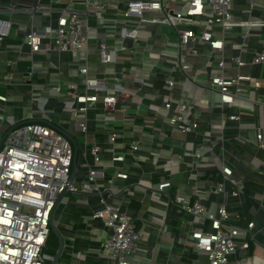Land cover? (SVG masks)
I'll use <instances>...</instances> for the list:
<instances>
[{
    "label": "built area",
    "instance_id": "2783aa9c",
    "mask_svg": "<svg viewBox=\"0 0 264 264\" xmlns=\"http://www.w3.org/2000/svg\"><path fill=\"white\" fill-rule=\"evenodd\" d=\"M63 1L67 3L61 5ZM49 2L46 4L44 0H37L30 8H23L22 11L30 14L32 24L25 28L21 53H26L32 63L36 55L47 56L51 63L52 57L69 53L74 56V60L77 57V67L69 78H54L48 83L34 81L31 77L33 72L29 71L24 84L29 87L27 91H34V94L28 99L23 94V99L14 100L11 104V95L0 93V105L5 107L6 114H0V264H82L83 256L93 249L79 250L69 261H60L59 257L55 262L58 252L51 257L45 253L53 232L51 221L55 220L54 215L60 205L67 204L63 203L67 194L74 195L75 198L71 197L77 204L89 207L86 214H82L84 219L89 217L102 225L104 236L98 249L100 261L87 264H145L134 255L145 237L144 230L137 224L133 213L113 201L116 198L123 199L136 184L117 183V180L129 178V173L120 170L121 166L117 163L125 159V154L112 148L110 164L114 171L108 174L102 164L104 148L87 139L90 121L115 120L114 112L128 99L132 102L137 99L138 103H135L141 104V87L135 85V80L145 83L152 79L151 73H146L135 64V52L126 54L129 49L134 51L127 42L142 47L149 54L150 48L140 46L143 41L141 32L146 24H158L172 27L177 44L183 49L194 41L204 43L219 56V72L206 73L203 78H209L210 87L218 91L221 103L230 106L250 88L262 86L259 78L242 69L247 64L264 67V40L250 61L241 55H224L225 31L241 24L233 13L234 0ZM56 2L61 6H53ZM18 8L11 7V11L15 12ZM37 17L42 21L48 17L54 22L50 20L37 24ZM12 29L13 21L0 16V52L1 45L10 37ZM91 54L97 55L96 64L90 62ZM124 59H128L130 64L123 66L120 71L115 70L114 67ZM228 61L235 65H229ZM9 62L15 67L18 58ZM177 66L186 72L192 69L187 57L182 62L177 60ZM229 69H233L234 73L226 74ZM10 77L3 76L6 81L3 79L0 83L11 84ZM128 77L133 80L130 86L123 84ZM175 86L172 76L165 78L167 95L163 99L164 112H161V118L159 114L146 116L145 122L149 125L162 120L173 133L188 135L200 127V121L193 113L196 101L190 98L175 100L172 93ZM45 94L47 100L42 104L41 99ZM27 100L29 104L26 112L22 109ZM53 100L61 106L53 105ZM99 105L103 108L102 114L97 113ZM56 109L61 116L58 121L47 115ZM15 110L18 111L15 113ZM137 117L136 113L126 114L125 120L135 129L138 126ZM227 119L237 121L240 114H229ZM72 131L85 138L81 155L78 143L75 142L74 146L71 142ZM122 136L120 130L110 131L107 133L108 143L114 146ZM257 141L259 147L264 148L263 133L257 135ZM140 147L141 141L137 138H133L126 146L132 156L133 166L139 163ZM192 154L199 161L204 150L202 147L196 148ZM222 166L223 174L230 175L232 170L225 164ZM165 174L157 185H151L152 194L164 193L173 186L172 179ZM200 188V184L193 186L191 194H181V200L178 201V211L190 214L197 220V226L188 239L207 255L209 264H228L231 255L238 249L250 247L248 236L255 228V222H249L247 226L232 222L227 201L229 195L224 184H219L214 191L224 195V201L211 207L203 203L202 193L205 191ZM61 195L63 197L57 205ZM238 195V191L231 192L233 197ZM94 197L97 198V206L92 203ZM207 221L209 226H206ZM65 242L64 238L62 252L69 246Z\"/></svg>",
    "mask_w": 264,
    "mask_h": 264
},
{
    "label": "crops",
    "instance_id": "0c3cea01",
    "mask_svg": "<svg viewBox=\"0 0 264 264\" xmlns=\"http://www.w3.org/2000/svg\"><path fill=\"white\" fill-rule=\"evenodd\" d=\"M49 1L44 0V3L50 4ZM36 2L37 0H0V16L13 21L11 35L1 45L0 52V80L6 81L3 76H11V84L0 85L6 86V92L2 94L11 95V104L14 100L23 99V94H27L29 88L24 84L29 70L18 71L17 68H30L34 81L48 83L54 78H69L77 67V57L74 60V56L69 53L52 57L51 63L45 55L34 56L32 63L26 53H21L25 28L32 24L30 14L22 10L30 8ZM66 3L67 1H63L60 4ZM60 4L56 2L53 6L58 7ZM14 6L19 8L12 12L11 7ZM233 13L241 24L225 31L224 55H241L250 61L264 40V0H234ZM50 20L54 22V19L48 17L43 18V21L37 17L36 22L48 23ZM141 36L143 41L140 46L150 48L149 54L130 42L127 44L134 51L129 49L126 52H135V64L152 74V79L145 83L135 80V85L141 87V104H136L137 99L136 103L128 99L114 112L115 120L90 121L87 136L89 142H97L104 148L102 164L108 174L114 171L110 164L112 148L125 154V159L117 163L121 166L120 170L129 173V178L117 180V183L136 184L123 199L116 198L113 201L133 213L137 224L144 230L145 237L134 252L135 257L145 264H209L207 255L188 239L197 226V220L190 214L179 212L178 201L181 200V194H191L193 186L200 184L205 191L202 193L203 203L207 207L214 206L224 201V195L214 192L219 184H224L229 195L227 201L232 222L240 226L255 222V228L248 236L250 247L238 249L231 255L228 264H264V148L259 147L257 141L259 133L264 136V67L247 64L242 70L259 78L262 86L250 88L236 98L233 105L225 106L220 101L218 91L210 87L209 78H203L206 73L209 75L219 72V56L216 53H212L199 41L192 42L186 49L179 47L175 30L170 26L146 24ZM23 50L26 51L25 48ZM18 54L21 56L17 57ZM185 57L192 64V69L188 72L177 66V60L182 62ZM17 58V66L9 65L10 60ZM128 59L120 61L114 67L115 70L120 71L123 66L129 65ZM96 61L97 55L91 54L90 62L96 64ZM228 63L235 65L231 61ZM231 73H234L233 69L226 72L228 75ZM168 76L175 79L176 86L172 89L175 100L190 98L196 101L193 113L199 119L200 127L188 135L173 133L162 120L149 125L145 122L146 116L159 114L161 118V112H164L163 99L167 95L165 78ZM131 79H124L123 84L130 86L133 84ZM98 112H104L101 105L98 106ZM135 113L138 116V126L134 129L125 120V115ZM232 113L240 114V119L228 120L227 116ZM47 115L56 121L61 120L58 109ZM64 125L67 126L65 122ZM116 129L122 131L123 136L112 146L108 143L107 133ZM133 138L141 141L140 160L134 166L131 164L132 156L126 149ZM200 147L203 148L204 155L196 161L192 152ZM223 164L232 170L230 175L223 174ZM164 174L172 179L173 186L164 193L152 194L151 185H157ZM233 191H238L239 195L231 196ZM66 203L56 210L54 221H57L60 229L78 232L79 235L74 237V244H70V236L63 235L69 246L60 257L64 256L65 261H69L75 252L91 248L93 250L83 256L82 264L100 261L98 249L104 236L101 223L89 217L84 219L82 214H86L88 206L77 204L73 199ZM92 203L97 204L96 197L92 199ZM70 215L80 217L83 222L79 224ZM63 218H68V221H63ZM206 226H209L208 221Z\"/></svg>",
    "mask_w": 264,
    "mask_h": 264
},
{
    "label": "rangeland",
    "instance_id": "374dc122",
    "mask_svg": "<svg viewBox=\"0 0 264 264\" xmlns=\"http://www.w3.org/2000/svg\"><path fill=\"white\" fill-rule=\"evenodd\" d=\"M92 22H94V20H92ZM5 92H6V86H1L0 85V93L2 94V93H5ZM53 93H54V95H57L55 92H53ZM32 94H34V91H31V90L30 91H27V94H26L25 97H27V99H28L30 97V95L32 96ZM46 98H47V94H45L44 97L41 99V103L42 104H44V102H46V100H47ZM28 104L29 103H28V100H27L26 103L24 104V107H23V110L26 111V112L28 110ZM52 104L55 105L56 107H60L61 106V104L60 103H57L56 100H53L52 101ZM0 114H1V116H2V114L3 115L5 114V107H3L2 105H0ZM72 133H73V136L71 137V142L73 143L74 146H75V142L78 143V146H79V154L81 155L82 152H83L82 143L85 140V138L81 134L74 133L73 131H72ZM71 196H73L75 198L74 195L67 194L65 200L63 201V203H66V202H68L69 199H72L73 197H71ZM64 205L65 204H61L60 205V208H62ZM85 212H83V213H85ZM70 216H72V215H70ZM72 217H74L75 219H77L76 222H78L79 224H81L83 222V220L80 217H77V216L76 217L75 216H72ZM63 221H68V218H63ZM79 224H77V226ZM59 232L62 234V236L63 235L70 236V237H68V238H70L69 240L71 241L70 244H74V242H75L74 237L76 235H79L78 232L77 233L70 232V231H67L65 229H60V228H59ZM58 250H59V238H58V234L55 231H53L50 234V238L48 240V244H47V246L45 248V253H47L46 255L48 257H51V255H53V254L56 255L57 252H58ZM48 257H47V262L50 263V259ZM65 259H66V257H64V256L60 257V260L61 261H65Z\"/></svg>",
    "mask_w": 264,
    "mask_h": 264
},
{
    "label": "water",
    "instance_id": "95a60500",
    "mask_svg": "<svg viewBox=\"0 0 264 264\" xmlns=\"http://www.w3.org/2000/svg\"><path fill=\"white\" fill-rule=\"evenodd\" d=\"M17 70L18 71H27V70L30 71V68L19 67V68H17ZM62 197H63V195H61V197L59 198V200L57 202V205L59 204V202H60ZM51 227H52V231H55L58 234V238H59V242H60V248H59L58 254H57L56 258H55V262H57L59 257H60V254L62 252L63 245H64V237L59 232V229H58L57 225L55 224V222L53 220L51 221Z\"/></svg>",
    "mask_w": 264,
    "mask_h": 264
}]
</instances>
